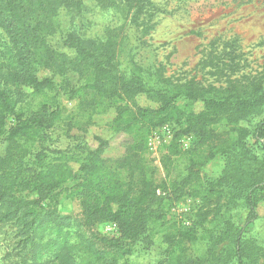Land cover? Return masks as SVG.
Returning <instances> with one entry per match:
<instances>
[{
	"label": "rangeland",
	"instance_id": "rangeland-1",
	"mask_svg": "<svg viewBox=\"0 0 264 264\" xmlns=\"http://www.w3.org/2000/svg\"><path fill=\"white\" fill-rule=\"evenodd\" d=\"M71 1L73 4L58 8L61 27L48 37L49 45L74 56L76 48L65 45L67 31L64 30L71 28L82 33L84 29L94 37L119 31L115 56L101 79L106 80L105 85L109 81L117 82L116 96L123 95L107 111L92 113L93 94L87 89L77 93L83 77L73 69L65 75H53L50 69L41 68L40 78L54 77L53 85L43 92L30 94L31 88L22 86L28 95L15 103L14 111L6 113L0 128V214L12 210L9 217L0 215V264H34L33 256L42 247V240L30 236L32 227L23 228L24 223L15 209L17 205L21 208L20 214L54 212L69 216L71 222H82L85 228L99 235H120L116 222L95 212L104 207L117 208L118 203L107 196L117 191L116 180L125 184L121 190L127 187L129 171L122 168L114 176L106 174L105 184L97 186L96 173L91 174L89 168L128 153L129 136L127 132L118 133L117 128H124L129 113L125 107L132 108V100L120 86L131 78V70L137 63L150 72L172 75L173 79H192L218 87L222 83L226 86V79L236 76L248 80L264 74V0H145V8L138 18L135 11L141 0H114V4L107 6L106 0ZM76 3L81 4L80 9ZM118 4L128 5L121 12ZM11 46L15 48V43L0 23V72H7L13 66L6 49ZM7 85L14 88L10 83ZM7 85L0 86V90ZM117 86L109 85L112 91ZM135 99L141 106L157 105L145 94ZM178 104L186 102L179 99ZM121 106L123 114L117 117ZM192 107L199 111L203 102L197 101ZM261 107L262 113L239 121L250 127L248 142L258 152L259 146L264 145V105ZM235 112L233 107L228 113ZM225 124L223 119L221 128L225 129ZM19 126L24 128L23 136L13 137L11 133ZM180 127L171 121L152 128L144 139V154L155 169L151 208H163L167 219L182 227L192 224L193 214L203 202L201 197H194L183 188L191 156L200 162L201 174L211 179L221 175L225 158L219 154L205 161L206 145L197 146L192 134L176 136ZM63 170L68 175H62ZM138 187L136 184L134 189ZM87 190L96 196L89 197L85 194ZM4 192L5 201L2 200ZM87 200L93 206L90 219L87 218L89 211L85 210ZM246 211L237 210L236 220L245 225L249 236L264 245V202L257 206L259 217L249 222ZM164 234L151 236L148 247L145 243L150 237L140 234L129 264H192L196 257L201 264H208L205 242L192 244L178 237L166 238Z\"/></svg>",
	"mask_w": 264,
	"mask_h": 264
},
{
	"label": "trees",
	"instance_id": "trees-1",
	"mask_svg": "<svg viewBox=\"0 0 264 264\" xmlns=\"http://www.w3.org/2000/svg\"><path fill=\"white\" fill-rule=\"evenodd\" d=\"M106 1L105 6L114 4V0ZM141 1L135 11L137 18L145 8V0ZM70 2L73 4L71 0H0V23L15 43V48H6L10 54L8 59L13 61L11 70L0 72V86L8 83L14 86L7 85L0 90V128L6 113L11 109L14 111L15 103L28 95L22 86L31 88L30 94H35L53 85V76H38L41 68L50 69L53 75H65L70 69L77 71L83 77V85L77 93L91 90L92 113L107 111L116 104L114 100L123 95L116 96L117 82L109 81L105 85L106 80L101 79L102 72L115 56L117 38L121 35L119 31H108L107 35L94 37L84 29L82 33L71 28L64 30L67 31L65 45L76 48L74 56L49 45L48 37L61 27L57 19L58 8L69 6ZM75 5L77 9L81 8L80 3ZM127 5L118 4V7L124 12ZM131 72V78L120 87L132 100V108L125 107L129 113L124 120V128L117 126L118 133L127 132L129 136L128 153L120 159L112 162L103 160L89 168L91 174L96 173L97 186L105 184L103 178L106 174L114 176L122 168L129 171L127 187L121 190L125 184L116 180L114 187L117 191L107 196L118 203L117 208L104 207L95 212L116 222L120 235H99L85 228L82 222H71L69 216H59L54 212L37 215L26 211L20 214L21 208L17 205L15 209L19 220L24 223L23 228L32 227L30 236L42 240V247L33 256L34 264H129L128 259L135 252L134 244L142 233L150 237L145 247L150 245L151 236L156 233H165L166 238L178 237L192 244L205 242L208 264H264V245L249 236L245 225L235 218L239 209L247 210V222L259 217L257 206L264 202V145L259 146L258 152L248 142L250 127L239 124L241 119L262 113L264 74L248 80L236 76L226 79V86L222 83L218 87L192 79H173L172 75L150 72L138 63ZM109 85L117 87L112 91ZM140 94L147 95L157 105L141 106L135 99ZM179 99H184L186 104L179 105ZM197 101L203 102L199 111L192 107ZM233 107H236L235 114L228 113ZM118 109L117 117H121L124 108ZM223 119H226L225 129L221 128ZM171 121L181 126L176 136L192 134L197 146L206 145L203 151L205 161L219 154L225 158L221 175L211 179L201 174L200 162L191 156V167L183 179V188L188 189L192 196L201 197L203 202L193 214L190 226L180 227L167 219L163 208H151L155 169L144 154V139L152 128ZM23 134L24 128L20 126L11 133L13 137ZM62 175L68 174L63 170ZM136 184L139 185L137 190L134 189ZM85 194L96 196L89 190ZM6 199L4 192L2 200ZM91 208L93 206L87 200L85 210L89 211V219L92 217ZM11 213L12 210H5L0 215L9 217ZM31 214H34L32 218ZM168 229L173 230L169 233L166 232ZM201 263L199 257L192 262Z\"/></svg>",
	"mask_w": 264,
	"mask_h": 264
}]
</instances>
